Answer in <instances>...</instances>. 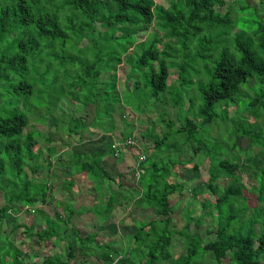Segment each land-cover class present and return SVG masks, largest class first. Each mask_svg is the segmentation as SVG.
I'll return each instance as SVG.
<instances>
[{
  "label": "trees",
  "instance_id": "16d2710c",
  "mask_svg": "<svg viewBox=\"0 0 264 264\" xmlns=\"http://www.w3.org/2000/svg\"><path fill=\"white\" fill-rule=\"evenodd\" d=\"M229 1L170 0L164 6L155 0H0V225L6 222L5 214L12 209L18 213L29 212L25 207L47 204L52 188V178L48 177L51 173L47 172L41 179L36 174L40 169H50L49 158L56 150L52 142L56 141L52 137L44 138L46 156L42 158L45 162L40 163L44 154L38 139L41 131L28 129V126L34 122L47 124L50 117H63L68 121L65 129L69 136L82 132L86 126L81 118L73 111L67 113L62 106H89L91 102L95 104L91 123L96 133L112 136L115 112L121 113L124 107H129L128 116L134 120V116L138 119L152 110L148 109L151 98L158 100L162 94V103L167 101V88L173 87L168 84L171 69L177 72V82L181 79L182 86L177 97L172 98L173 104L182 108L180 102L187 88L182 83L187 70L181 61L203 60L206 71L200 66L195 71L203 107L197 111L190 106L175 109L178 128L173 127L172 120L165 119L166 110H162L159 121L168 131L161 135L148 132L153 145L149 141L138 145L126 143V139H136L130 131L122 132L117 148L111 143L104 152L70 150L69 166L73 171L62 184L66 198L56 204L64 215L56 212V219L46 217L45 225L36 230L35 235L41 242L49 238L55 243L65 238L61 234L69 230L80 253L88 255L91 264H262L264 131L247 127L237 119V124L231 121L228 139L216 134L211 144L204 141L214 124L223 126L229 121L227 109H208L210 106L219 103L225 106L247 99L246 112L255 120L264 117V17L253 20L248 27L238 26L235 11L253 4L239 5L237 0H232L236 5L233 10L234 3ZM259 2L255 12L262 16L264 0ZM145 32L147 39L137 40L136 37ZM89 50L95 52L94 61L85 63L78 59V55ZM123 59L128 65L123 82L126 87L132 82V89L124 88L121 93L116 71ZM77 68L82 69L80 75L87 78L107 74L108 79L98 83L102 85L98 94L93 89L96 84L91 88L89 82L77 79L79 76L74 71ZM251 78L255 82L249 87ZM83 87L88 93H84ZM138 90L144 92V98L137 102ZM144 102L147 105L141 109ZM240 136L248 137L250 145L258 147L255 154L249 155L248 148L240 147ZM141 137L144 139L145 135ZM178 137L182 138L180 143L175 141ZM225 142L229 150L237 151L234 159L225 153ZM188 144L191 158L203 152L209 161L207 193L203 200L199 199V214H195L193 207L187 208L182 217L184 225L177 229L172 223L174 205L170 197L182 196L184 182L176 181L177 165L186 166L191 162L179 158L183 146ZM171 152H176L178 158L169 156ZM109 154L133 159L130 176L126 178L135 181L130 189H121L122 173L118 176V189L111 188L109 182L113 178L104 162ZM192 167L199 169L198 164ZM242 174L256 182L250 185V192L261 205L239 204L246 198ZM81 181L87 183L89 189H81ZM102 181L108 189L105 199L97 197ZM73 191L79 194L78 206L72 205V201H76L71 194ZM87 198L90 203H85ZM191 204L193 201L188 207ZM122 205L125 210L129 205L145 212L150 209L154 217L135 221L136 230L129 233L133 246L128 247L134 254L116 260L125 248L112 249L115 240H107L106 236L111 234L106 232V227L95 230V226L88 223L90 230L81 235V229L72 220L74 215L77 221L81 220L78 217L81 213L90 212L95 219L112 217L109 223L115 224L118 217L121 218L122 210L119 213L118 208ZM207 216L210 223L204 224ZM70 220L71 226L67 227ZM109 223L106 222V226ZM22 225L20 236L24 237L33 225L19 222L12 228ZM2 235L0 229V264H23L36 259L35 253L28 255L19 251L18 245L9 238L3 241ZM174 239H178L183 248L176 254L172 252ZM72 243H67L63 255L51 252L41 258L40 264H74L77 259Z\"/></svg>",
  "mask_w": 264,
  "mask_h": 264
},
{
  "label": "rangeland",
  "instance_id": "374dc122",
  "mask_svg": "<svg viewBox=\"0 0 264 264\" xmlns=\"http://www.w3.org/2000/svg\"><path fill=\"white\" fill-rule=\"evenodd\" d=\"M170 0H155L156 3L167 6L169 4ZM230 3H234V1L230 0ZM239 5H246L248 3H251L253 5H249L246 7L244 10L238 9L235 11L238 14V22L237 25H244V27H248L251 24H253V20L259 19L260 17H264V15L260 16L258 13L255 12V10L259 9L260 2L259 0H237ZM233 10L236 9V5L234 3ZM255 6V7H253ZM256 8V9H255ZM220 10L223 12L225 10V7L220 8ZM256 10V11H257ZM235 17V15H233ZM232 16V17H233ZM233 17V18H234ZM137 40L145 41L147 39V32L143 34H139L137 37ZM84 43V42H82ZM63 53V52H62ZM94 51L89 50L81 53L78 55V59L80 60H85V63L87 60L89 62L94 61L93 56H94ZM66 54V53H65ZM91 54L92 56L88 58L87 56ZM186 62H189L186 64ZM78 63V62H76ZM181 63L185 64L184 67L187 70V72L184 74L183 79L185 80L182 84L186 85L187 88L184 89L185 95L184 99L180 102L181 105H183L182 108L179 106H175L173 104V97H177L178 93L180 92L182 86L181 84V79L177 82V72L175 69H171V75L169 76L168 79V84L172 85L173 87L167 88V91L169 92V95L167 96L168 99L166 102L162 103V94L159 95L158 100H155V98H151L148 102V109L149 110L148 114H143L141 116H138V119H136L137 116H134L135 119L132 120L131 117H129V107H124L123 112H115L114 113V124H115V129H114V134L111 136L109 133H96L97 129L92 125V119L94 118V103H89V106H81V105H71L67 107H63L67 113L70 111H73L74 115H76L78 118H81L82 122L85 124V129L81 130L82 132H77L69 136L67 134V131L65 127L67 126V118L59 117L58 119L55 117H50L47 120V124H38L37 122H34L31 124V126H28V129H38L41 131L40 135L38 136V139L40 140L41 147L44 151V154H42V157L40 158V163H44L45 161L42 159L46 156V151H45V146L46 142H44L45 137H52L53 145L56 146V150L54 151L53 155L49 158V161L51 162V167L50 169H40L39 172L36 174L38 179H41L45 174L51 173L48 177H51L52 179L51 184L52 188L48 194V202L45 205H40L38 204L37 206H30V207H25L29 210V212H21L18 213L16 212L17 210H10L7 214H5L6 217V222H4L2 225H0L1 232L3 233L2 235V240L5 241L7 238H9L13 243H16L18 245V250L21 252H25L28 255H34L36 259L34 261L30 260L27 261L26 263L23 264H40L41 263V258L44 257L45 255L51 254V252L57 253L59 255H63L64 252L67 250L68 242H73V248H75V254H76V259H74V264H81V261L84 260V264H91V260L88 255L86 254H81L80 253V248L77 247L75 238L73 234L67 230L64 233L61 234V236H65L62 240L54 241L52 239L47 238L46 241L41 242L36 238L35 231L39 230L41 227L45 225V219L46 217H51L52 219H56L55 213H59L60 215H64V211L57 206V201L63 202L64 196L66 195V191L62 190V184H63V179H68L70 177V173H72L73 169L69 166V152L70 150H73L75 152H81V153H92L93 151H99V152H104L107 150V148H110L111 143L122 141V132H130L132 131V135H136V145L141 144L142 142H148L153 145L152 139L149 140L148 138V132L151 134H158L161 135L163 132H167L168 129L165 128L164 124L159 121V116L162 110H166L165 113V119L172 120L174 124V128H178L180 126L178 119H177V113L175 109H187L189 106L191 109H195V111L201 109L203 107V102L202 99L199 96V77L195 76V71L199 69V66L203 72L206 71V68L204 66V61L203 60H193L191 59L188 61L186 59L185 61H181ZM211 63V62H209ZM209 65V64H208ZM209 66H212L209 65ZM78 69V71H77ZM74 71L76 74L79 76L77 79L81 80L84 79L85 81L90 83V87H93V84H96L94 89V93L98 94L101 90L102 85L98 84L101 81L107 80V74L102 73L99 78L97 77H83L81 76V72L83 71L80 68H77ZM128 70V65L123 59L122 63L119 64L118 69L116 71V74L118 75L117 78V87L118 90L122 93L124 91V88H128L129 90L132 89V82H129L127 87L125 86L123 82V74ZM255 80L251 78L248 81L249 87L253 85ZM82 84V83H80ZM84 88V89H83ZM82 90H84V93H88L87 89L83 87ZM144 98V92L141 90H138L137 93H135V99L138 101H142ZM81 100L82 97H81ZM246 102L247 99L244 101H240L239 103H229L222 105L223 103L215 104L213 106H210L208 109H227V118L228 122L224 124L223 126L221 125H216L214 124L212 129L210 130L209 134L210 136L205 138L204 141H206L208 144H211L213 139L217 136L216 134L219 135V137L225 139H228V134L230 129V124L231 121L234 120V123H236L237 119L240 121H243V124L246 125L247 127H250L254 130H262L264 131V117H260L258 119H254L252 114L249 112H246ZM74 104V103H73ZM99 104L101 105L102 103L99 101ZM142 107L141 109L147 105L146 102L144 104H141ZM172 106L175 108H172ZM41 109V108H39ZM58 109V108H56ZM60 109V108H59ZM192 113H190L191 115ZM193 115V114H192ZM182 116H184L182 114ZM192 118L194 117L191 116ZM139 120H142L143 123H140ZM125 121V122H124ZM126 123V124H125ZM237 124V123H236ZM151 127H150V126ZM152 131V132H151ZM141 135H145V138L143 139ZM227 137V138H226ZM234 137V136H232ZM173 138V137H172ZM249 138L246 136L239 137V143L240 147L242 149H246V153L250 155L255 154L256 151L258 150V147L256 146H251L249 143ZM172 142H177L180 143L182 141V138L178 137L174 140H171ZM224 151L225 153L228 154L230 158H233L238 155L236 150H229V144L227 142L224 143ZM182 152L179 154V158L182 160H189L191 162H187L186 166L183 165H177V168L179 170V176L176 178V181H183L184 182V187L181 190L182 196L178 197L177 194H173L170 197V200L172 204L174 205V213L172 217V223L176 226L177 229L181 228L184 225V212L187 208L193 207L195 209V214H199L200 212V207L201 204L199 202L200 200H203L205 193H207V190L205 188V183L207 182L208 178V173H207V167H208V159L205 157V153L203 152H198L194 157L191 158V149L189 144L187 146H183ZM135 151V150H133ZM132 151V152H133ZM134 153V152H133ZM136 153V152H135ZM176 152H171L169 156L172 158H178ZM110 155V154H109ZM107 156L105 162L106 165V170L110 173L111 177L113 178L112 181L109 182L110 186L112 189L115 191L118 189V185L120 180H118L119 173H122L123 176L121 178L122 180V190H125L126 187L130 189L129 187L131 185H134L135 181L127 180L126 178L130 176V167L132 165L133 159L127 158L123 159L122 156H117L115 154ZM131 162V163H130ZM193 164H198L199 169L194 170L192 167ZM134 165V164H133ZM33 176V175H32ZM33 177H36L35 175ZM55 177V178H54ZM243 182L245 184V191L244 195L246 198H243L240 200L239 204H248L251 206H254L256 204L261 205V203H258V200L256 199V195L252 194L250 192V185H255L256 182L250 180L245 174L241 175ZM80 188L81 189H86L88 187L87 183L81 181L80 182ZM192 187H195L196 190L193 191L191 190ZM89 189V188H87ZM98 196L103 199H105L108 195V189L106 184L102 181L99 186H98ZM94 193L96 192L95 190L92 189ZM77 192L73 191L71 194L73 195V199H76V201H72V205L74 204L75 206L80 203V197L78 196L79 194H76ZM90 193V192H89ZM93 193V194H94ZM100 193V194H99ZM195 193V195H194ZM200 194V195H199ZM72 195H69V197ZM91 194H89L90 196ZM95 195V194H94ZM199 195V196H198ZM93 197V195L91 196ZM119 201H122V199L118 196L117 197ZM132 199V196L130 197ZM85 203H90L91 200L90 198L85 199ZM190 201H193V204H191L188 207V203ZM1 201H0V206H1ZM264 206V202L262 204ZM125 205L120 206L118 208L119 213L120 210L121 212V218L118 217L116 220L117 223L111 224L109 222L112 221V217L105 218L104 219H95L94 214L90 213L89 214H83L81 213L78 217L81 220L76 219V215H74V223L77 227L81 229L82 234L87 230H90V227L88 226V223L90 225L95 226V230H104L106 229V232H109L111 235H107L106 238L107 240H115L112 242V249H116L117 251L123 250V252H120L119 254L127 255L128 257L133 256V251H129L128 247H132V239L130 237L131 234L136 230L135 227V221L136 220H149L154 217V214L152 210H148L145 212V210H141V208H137L136 210L134 209V205H129L126 206V210L124 209ZM41 209V210H40ZM118 213V214H119ZM91 217V218H90ZM64 216H60V219H63ZM101 218V217H99ZM63 221V220H61ZM22 222V224L26 225H33V228L31 232H27V234L22 237L20 236V231L24 229V226L22 225L20 228L13 227L12 225L14 223H19ZM71 220L68 222L67 227L71 226ZM106 222L109 223L108 226H106ZM210 223V218L209 216L204 218V224ZM60 224V222H59ZM87 225V226H86ZM110 225V226H109ZM106 228H104V227ZM190 227L194 230L193 224L190 225ZM31 228V227H30ZM202 234V233H201ZM213 236V235H212ZM53 241V242H52ZM132 245V246H131ZM172 252L176 254L177 252H180L183 250L182 245L178 239H174L172 242ZM260 261L262 264H264V258H260ZM22 264V263H20Z\"/></svg>",
  "mask_w": 264,
  "mask_h": 264
},
{
  "label": "built area",
  "instance_id": "2783aa9c",
  "mask_svg": "<svg viewBox=\"0 0 264 264\" xmlns=\"http://www.w3.org/2000/svg\"><path fill=\"white\" fill-rule=\"evenodd\" d=\"M125 141H126V143H128V144H134V145H136V143H135L136 140H135V139L129 138V139H126ZM119 145H120L119 142H115V143L112 144V147H113V148H117ZM141 158H142V157H141ZM122 256H123V254H120V255H118L115 259L118 260V259L121 258Z\"/></svg>",
  "mask_w": 264,
  "mask_h": 264
},
{
  "label": "clouds",
  "instance_id": "9594fccd",
  "mask_svg": "<svg viewBox=\"0 0 264 264\" xmlns=\"http://www.w3.org/2000/svg\"><path fill=\"white\" fill-rule=\"evenodd\" d=\"M116 257H117V256H116ZM116 257H115V258H116Z\"/></svg>",
  "mask_w": 264,
  "mask_h": 264
}]
</instances>
